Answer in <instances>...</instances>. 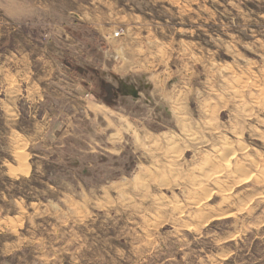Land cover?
Returning a JSON list of instances; mask_svg holds the SVG:
<instances>
[{
	"label": "rangeland",
	"instance_id": "rangeland-1",
	"mask_svg": "<svg viewBox=\"0 0 264 264\" xmlns=\"http://www.w3.org/2000/svg\"><path fill=\"white\" fill-rule=\"evenodd\" d=\"M33 2L0 10V264H264V0Z\"/></svg>",
	"mask_w": 264,
	"mask_h": 264
},
{
	"label": "clouds",
	"instance_id": "clouds-1",
	"mask_svg": "<svg viewBox=\"0 0 264 264\" xmlns=\"http://www.w3.org/2000/svg\"><path fill=\"white\" fill-rule=\"evenodd\" d=\"M0 10L6 11L14 19L26 20L37 13L39 5L33 0H0Z\"/></svg>",
	"mask_w": 264,
	"mask_h": 264
},
{
	"label": "water",
	"instance_id": "water-1",
	"mask_svg": "<svg viewBox=\"0 0 264 264\" xmlns=\"http://www.w3.org/2000/svg\"><path fill=\"white\" fill-rule=\"evenodd\" d=\"M143 80H140L139 87L135 84H127L126 82H121L120 92L123 95H132L133 97H139V90H151L153 85L146 81L145 77ZM149 100L152 101V97L148 95Z\"/></svg>",
	"mask_w": 264,
	"mask_h": 264
},
{
	"label": "flooded vegetation",
	"instance_id": "flooded-vegetation-1",
	"mask_svg": "<svg viewBox=\"0 0 264 264\" xmlns=\"http://www.w3.org/2000/svg\"><path fill=\"white\" fill-rule=\"evenodd\" d=\"M119 89L120 88L118 87H112V88H109L108 90L106 89L105 99L109 100L112 97V100L114 101V100H117L119 97L124 96L123 94H121Z\"/></svg>",
	"mask_w": 264,
	"mask_h": 264
},
{
	"label": "bare ground",
	"instance_id": "bare-ground-1",
	"mask_svg": "<svg viewBox=\"0 0 264 264\" xmlns=\"http://www.w3.org/2000/svg\"><path fill=\"white\" fill-rule=\"evenodd\" d=\"M244 105V104H243ZM191 136V135H190ZM193 138H195V137H193ZM195 139H197V138H195ZM222 151V150H221ZM226 153V152H225ZM219 183V182H218ZM204 188H206V187H204ZM201 190V189H200ZM206 190V189H205ZM220 203V202H219ZM197 204V203H196ZM197 205H199V204H197Z\"/></svg>",
	"mask_w": 264,
	"mask_h": 264
},
{
	"label": "crops",
	"instance_id": "crops-1",
	"mask_svg": "<svg viewBox=\"0 0 264 264\" xmlns=\"http://www.w3.org/2000/svg\"><path fill=\"white\" fill-rule=\"evenodd\" d=\"M139 94H140V90H139ZM139 97H140V95H139ZM139 97H137V98H139ZM135 98V97H134ZM106 105V104H105Z\"/></svg>",
	"mask_w": 264,
	"mask_h": 264
}]
</instances>
